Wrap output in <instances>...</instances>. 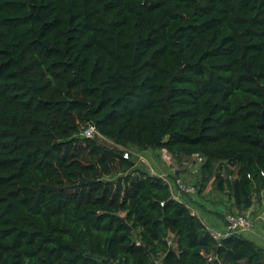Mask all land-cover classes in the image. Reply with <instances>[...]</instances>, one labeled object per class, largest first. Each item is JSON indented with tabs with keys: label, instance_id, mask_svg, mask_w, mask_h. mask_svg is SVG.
<instances>
[{
	"label": "trees",
	"instance_id": "16d2710c",
	"mask_svg": "<svg viewBox=\"0 0 264 264\" xmlns=\"http://www.w3.org/2000/svg\"><path fill=\"white\" fill-rule=\"evenodd\" d=\"M131 148L264 198V0H0V264H264Z\"/></svg>",
	"mask_w": 264,
	"mask_h": 264
},
{
	"label": "crops",
	"instance_id": "0c3cea01",
	"mask_svg": "<svg viewBox=\"0 0 264 264\" xmlns=\"http://www.w3.org/2000/svg\"><path fill=\"white\" fill-rule=\"evenodd\" d=\"M163 152L166 153V150L147 149L141 151L144 154V158H148L143 163L152 174L165 177L171 185L173 197L186 204L209 229L224 234L226 231L225 217L228 214L227 208L230 206V201L225 196L217 193L210 184L202 192H195L193 194L180 192L175 184L177 181L183 183L182 180H190L193 182V176L195 174L198 176V168L202 161L201 158L192 155L194 161L192 164L193 169H190L191 166L189 165V170L193 172L192 174L189 173V170L180 171V169L165 164L163 160L166 157ZM183 184L190 185L188 182ZM257 200L254 201L251 207L241 212V215L246 216L253 222V228L250 231L242 233V235L264 248V221L261 219V213L264 210V198Z\"/></svg>",
	"mask_w": 264,
	"mask_h": 264
},
{
	"label": "built area",
	"instance_id": "2783aa9c",
	"mask_svg": "<svg viewBox=\"0 0 264 264\" xmlns=\"http://www.w3.org/2000/svg\"><path fill=\"white\" fill-rule=\"evenodd\" d=\"M93 132V129H90ZM124 156H128V152H124ZM178 190L180 192L193 194L196 192L195 188L191 185H186L177 181ZM261 219L264 221V210L261 213ZM226 220V231L224 234L219 233L218 231L211 230L212 235L216 239H220L223 236L232 234V233H244L253 228V222L249 218L240 214H227L225 217Z\"/></svg>",
	"mask_w": 264,
	"mask_h": 264
},
{
	"label": "rangeland",
	"instance_id": "374dc122",
	"mask_svg": "<svg viewBox=\"0 0 264 264\" xmlns=\"http://www.w3.org/2000/svg\"><path fill=\"white\" fill-rule=\"evenodd\" d=\"M86 133L90 134V133H93V132L91 130H89ZM104 142H107L109 144L112 143L111 141L106 140V139L104 140ZM127 152L129 153V156L132 157V159L135 161L136 165H138V166H143L144 165L143 162L145 161V159H146V161L148 160V158H146V157L144 158V154L143 153H141L140 151L136 150L135 148H133V149L131 148L130 150H127ZM163 154L166 157L163 160L165 164H169L170 166H172V167H174L176 169H180V171L181 170L188 171L189 170V165L191 166L190 169H193V166H192V164L194 162L193 158H192L193 156H180V157H177L175 155H172V154L168 153L167 151H166V153L163 152ZM189 173L193 174V172H191V170H189ZM193 179H194L193 182L190 181V180H182V182L183 183H187L188 182V184L190 183V185L193 186L195 188V190L197 191V185H196L197 175L196 174H195V176H193ZM184 181H187V182H184ZM194 183H195L196 186L194 185Z\"/></svg>",
	"mask_w": 264,
	"mask_h": 264
},
{
	"label": "water",
	"instance_id": "95a60500",
	"mask_svg": "<svg viewBox=\"0 0 264 264\" xmlns=\"http://www.w3.org/2000/svg\"><path fill=\"white\" fill-rule=\"evenodd\" d=\"M121 221L125 224V222L123 221V219L121 218ZM87 256H91V255H87ZM95 259L100 263V264H109L107 262L106 259L100 257V256H96Z\"/></svg>",
	"mask_w": 264,
	"mask_h": 264
}]
</instances>
